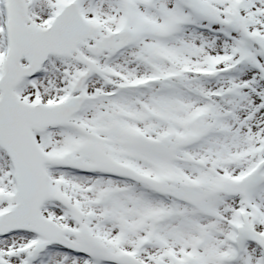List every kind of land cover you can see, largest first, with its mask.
Returning <instances> with one entry per match:
<instances>
[{
    "label": "snow or ice",
    "instance_id": "1",
    "mask_svg": "<svg viewBox=\"0 0 264 264\" xmlns=\"http://www.w3.org/2000/svg\"><path fill=\"white\" fill-rule=\"evenodd\" d=\"M0 264H264V0H0Z\"/></svg>",
    "mask_w": 264,
    "mask_h": 264
}]
</instances>
